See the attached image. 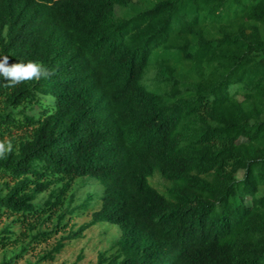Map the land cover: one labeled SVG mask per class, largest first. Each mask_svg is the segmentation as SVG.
Returning a JSON list of instances; mask_svg holds the SVG:
<instances>
[{
  "label": "trees",
  "instance_id": "trees-1",
  "mask_svg": "<svg viewBox=\"0 0 264 264\" xmlns=\"http://www.w3.org/2000/svg\"><path fill=\"white\" fill-rule=\"evenodd\" d=\"M3 55L49 75L0 78V217H55L38 243L97 205L67 236L116 227L96 264H264V0H0Z\"/></svg>",
  "mask_w": 264,
  "mask_h": 264
},
{
  "label": "rangeland",
  "instance_id": "rangeland-1",
  "mask_svg": "<svg viewBox=\"0 0 264 264\" xmlns=\"http://www.w3.org/2000/svg\"><path fill=\"white\" fill-rule=\"evenodd\" d=\"M135 2V0H132ZM116 15H121L122 10L115 8ZM37 112V108L27 109L26 114L33 115ZM23 136L22 132H14L13 138L19 139ZM10 138L5 137L0 141V152L8 149L11 145ZM150 184L158 191L163 192L168 185L160 176L155 174L149 179ZM76 181L73 184V190L77 188ZM92 187H82L78 191V195L84 196L87 189ZM101 189V187H99ZM88 209L86 212L74 217L70 221L65 220L64 228L55 231L46 240L35 242L32 238L39 231H50L55 225V217L47 221L43 225L39 223H21L13 222L11 218L0 217V236L3 235L2 229L9 226L14 235L13 239H17V243L6 248H0V264H96L98 257L101 255L105 259H110L115 255V250L111 249L112 243L118 238V229L107 224H96L86 231L82 232L76 239H67L69 232H76L83 224L90 221V214L97 207ZM34 225L35 229H30ZM60 242L62 248L57 253H53L49 257L50 252L56 244Z\"/></svg>",
  "mask_w": 264,
  "mask_h": 264
},
{
  "label": "clouds",
  "instance_id": "clouds-1",
  "mask_svg": "<svg viewBox=\"0 0 264 264\" xmlns=\"http://www.w3.org/2000/svg\"><path fill=\"white\" fill-rule=\"evenodd\" d=\"M8 58V55L0 56V78L12 84L34 79L39 80L49 75V69L42 62L28 60L26 62H16L9 65Z\"/></svg>",
  "mask_w": 264,
  "mask_h": 264
}]
</instances>
